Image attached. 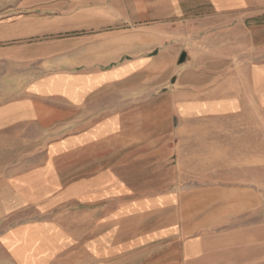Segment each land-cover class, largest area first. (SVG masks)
<instances>
[{"label": "crops", "instance_id": "obj_1", "mask_svg": "<svg viewBox=\"0 0 264 264\" xmlns=\"http://www.w3.org/2000/svg\"><path fill=\"white\" fill-rule=\"evenodd\" d=\"M186 1L199 0H0V264H264L263 180L237 169L200 181L179 164L217 140L144 139L145 155L178 163V179L142 196L121 173L142 142L124 138L122 155L137 110L122 96L183 71L170 35ZM207 1L222 13L264 7ZM246 109L187 106L177 125ZM69 208L76 218L49 216Z\"/></svg>", "mask_w": 264, "mask_h": 264}, {"label": "rangeland", "instance_id": "obj_2", "mask_svg": "<svg viewBox=\"0 0 264 264\" xmlns=\"http://www.w3.org/2000/svg\"><path fill=\"white\" fill-rule=\"evenodd\" d=\"M252 4L254 8L244 13L240 9L222 13L218 9L215 12L207 0L182 3L183 14L176 17L178 27L170 37L178 46V61L183 57L184 61L179 63L183 71L173 70L164 81L155 79V75L152 81L138 79L136 97L128 101L122 96V106L137 107L136 113L130 114L135 122L121 134L122 155L129 150L123 149L124 138L135 136L142 142L131 147L136 150V159L121 162V173L135 185L138 196L178 179L174 178L175 171H171L178 163L162 160L159 154L145 155L147 138L217 140L216 145L196 146L199 149L196 160L189 156L181 160L179 164L186 176L209 181L211 176L227 172L233 175L241 169L250 185L262 180L264 184V114L256 108L261 104L257 86L264 85V7L257 2ZM246 17L249 18L245 20ZM244 20L242 27H246V33L243 31L241 36L240 24ZM132 85L122 82V94L132 91ZM230 98L248 110L228 117L218 115L216 120H188L177 125L181 109L187 106L219 109ZM58 212L63 217L76 218L80 210L61 209L49 216ZM199 213L205 217V205H199ZM159 216L154 214L153 220Z\"/></svg>", "mask_w": 264, "mask_h": 264}]
</instances>
